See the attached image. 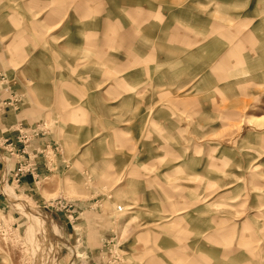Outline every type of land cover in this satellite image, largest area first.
<instances>
[{"label": "rangeland", "instance_id": "374dc122", "mask_svg": "<svg viewBox=\"0 0 264 264\" xmlns=\"http://www.w3.org/2000/svg\"><path fill=\"white\" fill-rule=\"evenodd\" d=\"M263 45L264 0H0V264H264Z\"/></svg>", "mask_w": 264, "mask_h": 264}, {"label": "built area", "instance_id": "2783aa9c", "mask_svg": "<svg viewBox=\"0 0 264 264\" xmlns=\"http://www.w3.org/2000/svg\"><path fill=\"white\" fill-rule=\"evenodd\" d=\"M34 159H37V161H35L36 162V164H37V166H38V170H43V162L42 161H40V158H37V157H35ZM24 166H26V165H24V164H20V166L16 169V170H19L18 172H17V174H16V176L18 177L17 179H18V181H19V174L21 173V172H23V170H27V166L26 167H24ZM36 166V167H37ZM33 169H35V165L32 167Z\"/></svg>", "mask_w": 264, "mask_h": 264}, {"label": "crops", "instance_id": "0c3cea01", "mask_svg": "<svg viewBox=\"0 0 264 264\" xmlns=\"http://www.w3.org/2000/svg\"><path fill=\"white\" fill-rule=\"evenodd\" d=\"M260 52H261L262 55L264 56V45L260 47Z\"/></svg>", "mask_w": 264, "mask_h": 264}, {"label": "bare ground", "instance_id": "6f19581e", "mask_svg": "<svg viewBox=\"0 0 264 264\" xmlns=\"http://www.w3.org/2000/svg\"><path fill=\"white\" fill-rule=\"evenodd\" d=\"M134 209V207H130L129 210H132ZM40 224V223H39ZM39 224L37 223V226L39 227Z\"/></svg>", "mask_w": 264, "mask_h": 264}]
</instances>
